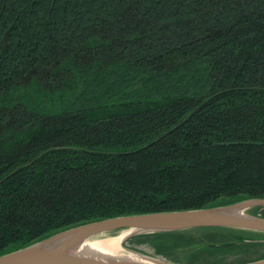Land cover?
Segmentation results:
<instances>
[{
    "label": "trees",
    "instance_id": "16d2710c",
    "mask_svg": "<svg viewBox=\"0 0 264 264\" xmlns=\"http://www.w3.org/2000/svg\"><path fill=\"white\" fill-rule=\"evenodd\" d=\"M256 198L264 0H0V255L89 221ZM126 241L177 264L264 258L263 233L228 227Z\"/></svg>",
    "mask_w": 264,
    "mask_h": 264
},
{
    "label": "water",
    "instance_id": "95a60500",
    "mask_svg": "<svg viewBox=\"0 0 264 264\" xmlns=\"http://www.w3.org/2000/svg\"><path fill=\"white\" fill-rule=\"evenodd\" d=\"M256 206L264 207V199H245V201L234 202V204L222 205L221 207L122 215L89 221V223L78 224L66 230L58 231L56 234L47 236L22 249L1 254L0 264H126L115 261L96 263L81 258L66 257L61 254L68 245L74 242L87 239L89 236L101 235V233H112L114 231H128V234L124 236L123 240L137 234L179 231L212 226L264 233V218L258 215L254 217L243 214L245 209L256 208ZM234 209L242 212L244 219L216 214L217 211ZM56 242L59 250H42V246L45 244L53 245ZM147 258L154 262V264H177L160 259ZM240 264H264V258Z\"/></svg>",
    "mask_w": 264,
    "mask_h": 264
},
{
    "label": "bare ground",
    "instance_id": "6f19581e",
    "mask_svg": "<svg viewBox=\"0 0 264 264\" xmlns=\"http://www.w3.org/2000/svg\"><path fill=\"white\" fill-rule=\"evenodd\" d=\"M216 214L244 219L242 212L237 209L217 211ZM127 234L128 231L123 230L116 234V236L113 235L115 237L103 236L96 239L94 236H89L87 239L68 245L61 254L66 257L81 258L96 263L115 261L126 264H154L147 257L144 258L136 253L134 254L122 247V240ZM58 247L57 242L53 245L45 244L42 246V250L57 251L59 250Z\"/></svg>",
    "mask_w": 264,
    "mask_h": 264
},
{
    "label": "rangeland",
    "instance_id": "374dc122",
    "mask_svg": "<svg viewBox=\"0 0 264 264\" xmlns=\"http://www.w3.org/2000/svg\"><path fill=\"white\" fill-rule=\"evenodd\" d=\"M259 208H261V207H257L256 206V208H247V209H245L243 211V214H247L249 216H254V217H256V215L259 216V213H258V211H260ZM246 231H249V230H246ZM119 232H122V231H114L112 233H101V235H96L94 237L97 239V238H99V237L101 238L103 236L104 237L105 236H113V235L116 236V234H118ZM250 232H253V231H250ZM254 233H256V232H254ZM258 233H260V232H258ZM115 236H113V237H115ZM126 240L127 239L123 240L122 247L127 249V250H129L130 252H132L134 254L136 253V254H138L140 256H143L145 258L146 257H150V258H153V259L162 260V258H160V256H158V255L155 256L153 254V251H152L151 247L148 245V243L137 242L136 244L133 245V244L128 243ZM256 252L257 253L261 252V254H258V256H264V254H263L264 253V247H258L256 249ZM237 263H239V262H237Z\"/></svg>",
    "mask_w": 264,
    "mask_h": 264
}]
</instances>
